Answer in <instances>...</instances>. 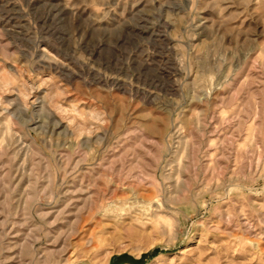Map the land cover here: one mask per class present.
Listing matches in <instances>:
<instances>
[{
	"label": "rangeland",
	"instance_id": "1",
	"mask_svg": "<svg viewBox=\"0 0 264 264\" xmlns=\"http://www.w3.org/2000/svg\"><path fill=\"white\" fill-rule=\"evenodd\" d=\"M0 264H264V0H0Z\"/></svg>",
	"mask_w": 264,
	"mask_h": 264
},
{
	"label": "bare ground",
	"instance_id": "2",
	"mask_svg": "<svg viewBox=\"0 0 264 264\" xmlns=\"http://www.w3.org/2000/svg\"><path fill=\"white\" fill-rule=\"evenodd\" d=\"M147 201H148V200H147ZM145 202H146V200H145ZM148 204L151 205V204H152V201H148ZM151 206H152V205H151Z\"/></svg>",
	"mask_w": 264,
	"mask_h": 264
}]
</instances>
